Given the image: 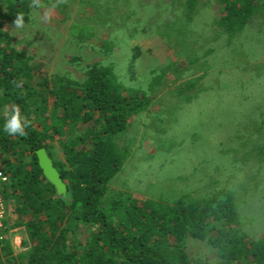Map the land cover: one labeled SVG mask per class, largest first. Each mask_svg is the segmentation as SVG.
Listing matches in <instances>:
<instances>
[{
    "label": "trees",
    "instance_id": "obj_1",
    "mask_svg": "<svg viewBox=\"0 0 264 264\" xmlns=\"http://www.w3.org/2000/svg\"><path fill=\"white\" fill-rule=\"evenodd\" d=\"M35 1L0 0V111L7 107L0 112V168L9 176L3 193L8 217L0 230V264H264V238L242 231L232 193L185 192L174 200H139L112 186L134 155V141L126 137L132 119L147 112L153 99L128 87L113 65L103 63L88 66L83 80L60 74L41 77L42 65L31 64V57L11 46L6 30L18 18L29 20ZM198 3L182 1L185 20L193 18ZM220 3L215 26L230 40L253 17H264V0ZM140 21L131 37L155 30L150 20ZM134 51L129 66L140 47ZM36 77L40 80L33 83ZM199 80L181 84L177 95L194 89ZM169 81L164 73L155 74L149 88H164ZM13 108L28 122L25 136L3 130ZM55 142L63 160L54 155ZM41 148L66 183L65 196L44 176L37 156ZM17 234L24 250L15 254ZM189 237L217 248L218 262L191 258Z\"/></svg>",
    "mask_w": 264,
    "mask_h": 264
},
{
    "label": "rangeland",
    "instance_id": "obj_2",
    "mask_svg": "<svg viewBox=\"0 0 264 264\" xmlns=\"http://www.w3.org/2000/svg\"><path fill=\"white\" fill-rule=\"evenodd\" d=\"M180 1L36 0L29 20L19 18V27L15 20L6 30L11 46L42 65L41 77L83 80L88 66L103 63L152 97L148 111L132 119L126 137L134 155L114 188L139 200L230 192L242 231L264 238V17H253L230 40L215 26L220 0H199L188 21ZM145 19L155 30L131 37ZM135 46L141 51L129 66ZM161 73L169 85L151 90ZM198 78L194 89L177 95L181 84ZM54 146L63 160L61 146ZM186 248L191 258L219 260L206 240L189 237Z\"/></svg>",
    "mask_w": 264,
    "mask_h": 264
},
{
    "label": "water",
    "instance_id": "obj_3",
    "mask_svg": "<svg viewBox=\"0 0 264 264\" xmlns=\"http://www.w3.org/2000/svg\"><path fill=\"white\" fill-rule=\"evenodd\" d=\"M39 164L43 169L44 176L52 183L56 188V193L59 196H65L67 194V185L62 179V176L58 169L55 167L52 158L48 154L45 148H41L37 151Z\"/></svg>",
    "mask_w": 264,
    "mask_h": 264
},
{
    "label": "clouds",
    "instance_id": "obj_4",
    "mask_svg": "<svg viewBox=\"0 0 264 264\" xmlns=\"http://www.w3.org/2000/svg\"><path fill=\"white\" fill-rule=\"evenodd\" d=\"M16 23L19 27L21 23L19 18ZM28 126V122L21 114L20 110L18 108H13L10 113L6 114L3 130L9 135L25 136L27 134L25 129Z\"/></svg>",
    "mask_w": 264,
    "mask_h": 264
},
{
    "label": "built area",
    "instance_id": "obj_5",
    "mask_svg": "<svg viewBox=\"0 0 264 264\" xmlns=\"http://www.w3.org/2000/svg\"><path fill=\"white\" fill-rule=\"evenodd\" d=\"M9 181V176L7 173L0 168V230L3 228L5 220L8 217V210L6 206V202L3 197V193L7 183ZM3 238V235L0 234V239ZM13 245L15 248H19L20 250H24L22 247V237L20 235H15L13 238Z\"/></svg>",
    "mask_w": 264,
    "mask_h": 264
}]
</instances>
